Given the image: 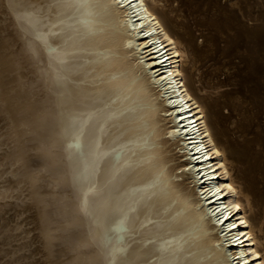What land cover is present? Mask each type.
Here are the masks:
<instances>
[{
	"label": "bare ground",
	"instance_id": "bare-ground-1",
	"mask_svg": "<svg viewBox=\"0 0 264 264\" xmlns=\"http://www.w3.org/2000/svg\"><path fill=\"white\" fill-rule=\"evenodd\" d=\"M158 2L0 0V29L11 33L10 39L0 33V111L9 122L15 121L17 129L24 120L18 118L22 108L36 104V98L17 103L15 96H7L8 89L11 93L18 83L15 87L9 84L8 74L14 66L1 53L9 42L21 43L31 66L30 94L41 95V116L39 112L36 116L41 117L40 132L47 141L43 145L57 149L51 154L53 160L57 152L62 157L67 181L66 185L59 183L72 189L63 196L69 197L77 214L68 224L62 223L59 211L49 208L57 197L51 202L40 196L52 205L39 202L35 214L38 233L33 235L37 226H29L34 217L27 212L29 207L14 210L12 215L4 207L9 206L7 197L18 192V180L28 177V170L34 172L28 177L32 187L39 188L42 182L51 186L50 180L46 185L47 178H36L44 161L37 159L38 163L32 157L35 165H42L31 170L25 167V175L20 174L23 168L17 169L21 178L16 184L15 172L10 184V179H0V221L13 218L7 235L13 242L8 240L14 253L9 260L12 264H33L39 245L55 248L54 255L61 252L62 240L54 239L64 238L62 230L70 225L75 229L73 238L63 241L66 251L74 254L61 264H264V211L257 212V221L255 211L254 217L247 212L264 199V178L256 179L253 166L239 168L236 175L232 172L226 148L216 139L203 104L188 86L190 77L183 67L192 68L194 60L190 61L181 40L155 12ZM32 131L27 133L31 136ZM23 151L20 154L25 158L28 150ZM24 158L21 161L29 164L31 158ZM19 163L18 167L24 164ZM6 172L12 176L8 168ZM70 240L78 244L71 245ZM58 245L62 246L59 250ZM41 254L48 259L47 253ZM54 261L58 263L57 255Z\"/></svg>",
	"mask_w": 264,
	"mask_h": 264
},
{
	"label": "rangeland",
	"instance_id": "rangeland-1",
	"mask_svg": "<svg viewBox=\"0 0 264 264\" xmlns=\"http://www.w3.org/2000/svg\"><path fill=\"white\" fill-rule=\"evenodd\" d=\"M158 3H159L158 5H155V9H154L155 12L161 17L165 26H167L170 29V31L181 40L182 47L185 50L186 54H188V58L190 59V61L194 60V66L192 68H189V66L183 67L184 72L186 73L187 77L188 76L190 77L188 80V86L195 93V95L197 96L199 101L203 104L204 109H205V113H206L207 122H208L213 134L215 135L216 139L221 144H223V146L226 148L228 156L232 160V162H231V166L233 165L232 172H234V175H236L239 168H242L244 166H253V168L255 169L253 174L256 177V179L258 180V179L264 178V0H159ZM162 7L165 8V12H162V10H161ZM240 31H242V32H240ZM0 33L2 35L5 33V35H7L9 37V39L11 38L10 37L11 33L9 32L8 29H7V31L5 29V32L1 31V29H0ZM23 45L24 44H21V43L17 44L14 42H12V43L9 42V44L5 45L6 47H4L5 53H1L3 58H6V59L10 58L12 60L11 63L14 66V68L12 66L13 69L8 74V75H10V77L8 76V78H11V80L9 79L10 80L9 84L11 83V87H15L18 83V85L16 86L17 89L14 88L13 89L14 91H11V93H9V89H8V95L7 96H13V97L15 96L14 99L17 100V103L26 102V101L30 102V99L36 98L35 99L36 104L26 105L25 107L22 108V110H21L22 113L18 114V115H21L18 117L20 120H23V119L25 120V121L23 120L24 123L22 122V126L24 127V125L25 126L30 125L31 127L26 126L25 128H22V126H21V127H17V129L14 128L13 122H15V121L12 120V122L11 121L9 122V120H8L9 118L8 119L6 118L8 116L5 113L3 114V111H0V135H1V133L4 134V135L2 134V136H1L3 139L0 137V140H2L4 142V144L7 145V146L3 145L2 144L3 142L1 141L2 143L0 144V155H1L0 161L4 162L5 167H3V163L1 162L0 164H2V165H0V169L1 170L4 169L3 171H5L6 175L8 174V172H6L7 168L9 171H12V172H9V173H12V176L10 174V175H7L8 177L6 178L5 173L0 170V179H10V180H8L9 181L8 184H10L12 181H15V179L17 178L16 181L14 182L16 184L18 178L20 179L21 175L23 173H24V175L26 174V172H25L26 170L34 169L35 166L41 160L44 161V163H42L43 161H41V163L44 166L41 167V165H42L41 163L37 165L38 167L40 166L42 169H44V168L45 169L42 171V173H41V170H42L41 169L40 172H38L39 177L37 176L36 178L37 179L42 178L43 180L45 178H47V180L45 179L47 181V182L45 181V183H47L46 185H48V180H50L51 183L49 182V184H51L52 187L48 186V188H47V186H45V184H43L44 182L41 183L42 185L39 188H38V186L36 189L34 186L32 187L31 186L32 183L30 182L31 180L28 177L31 176L34 172H33V170H31V171L28 170L27 174H26V176L28 175V177H22L23 178L22 182H20L21 179L18 180L19 181L18 183H20L19 186L17 184L18 187H16V189L17 188L19 189V190H17L18 192L15 191V193H13V196H11L9 198L7 197V200L9 201V203H8L9 206L7 205L8 207L7 206L4 207V208H7V214L9 213V215H12L14 210L16 211L17 209L21 210L22 208L25 209V208L29 207L30 210H28L27 212L31 213V215L34 216L32 219V223L29 226L33 227V228L37 226V228L32 229V234L36 235L38 233V230L36 231V229H38V225L36 224V223H38V220H36V218H35V214H36V210H37L36 207L41 206L42 204L47 206V204H50L51 202H53L52 201L53 197L54 198L57 197V198H55V200L53 199L54 200L53 205L50 204V205H52V207H49L50 205L47 207L53 208V209H56L57 211H59V213H60L59 218H61V219L63 218L61 221L62 223L65 222V224H68L67 222L71 221V219L74 218L77 214L75 213V208H73V206H72L74 204H72L68 200L69 197L65 196V195L63 196V192L68 193L72 189L70 190V188L67 186L66 187L69 189H65V187L62 184H60V183H63L64 185H66V181H67L65 179L66 172L63 169L64 167L62 164H60V163H62V157L59 156L60 154H58V152H57V154L54 155L55 157L53 156L54 157V160H53L51 154H53V152H55L57 149L55 150L54 147H51L52 149H54L52 151L50 146H46V147H49L51 149V150L49 149V152H48V149L45 147V145H43L44 143L46 144L47 141H46L43 133H41L42 131L40 128L41 127L40 126L41 125V119H40L41 117H39V116H41V111H42V107H41V101L42 100L40 97L41 95L40 96L36 95V97H35V95L31 96V94H30V89H29V85H28L30 74H28V72H29V69L31 66H30V64H28V62H26L28 59H26L27 58L26 50L24 49L25 45L24 46ZM15 49H17V50H15ZM21 50H22L23 54H22ZM17 53L22 54V55L20 54L21 58ZM16 55L19 58H17ZM23 55H24V57H23ZM19 60H21V61L19 62ZM17 74H18V76H16ZM19 75H20V77H19ZM16 79H18V80H16ZM27 79H28V81H27ZM21 81H22V83H21ZM13 83H15V84H13ZM12 92L14 95L12 94ZM28 92H29V94H28ZM17 96H18V98H17ZM18 100H19V102H18ZM37 100H40V101H37ZM38 112L40 113V115L38 114ZM36 115H39V116H36ZM20 117H22V119ZM35 117H36V119H35ZM16 118H17V116L15 117V119ZM5 119L7 122L5 121ZM19 119H16V121L17 122L20 121ZM32 119H34L35 121ZM36 120H37V122H36ZM10 123L11 124L13 123L12 126L10 125ZM4 127H6V128L4 129ZM7 128H11V129L14 128L15 130L11 131V129H10V131H9V129H7ZM26 128H28L29 130ZM30 128H34V129H32L33 131L38 129V132L36 130L37 134L35 131L33 132ZM20 129H21V131H20ZM24 129H25V131H24ZM6 130H7L9 135L5 134V133H7V132H4ZM14 131H16V132H14ZM18 131H20V132H18ZM29 131H32L31 136H30L31 133ZM25 132L26 133L28 132L30 134H28V133L25 134ZM10 134L13 135L11 137L13 139H15V141H17V143L13 140L12 141L10 140L11 142L9 143L8 140H9V138L11 139V137H9ZM15 135H16V138H14ZM21 135L23 136L24 139L21 138ZM26 135H27V138H26ZM18 137H20V139H22V141H20V139H17ZM34 137H36V139H35L36 141H34ZM6 138H8V139H6ZM41 138H43V139H41ZM4 140H6V141H4ZM18 140L20 141V143L22 142L21 145L18 142ZM23 140H25V141H23ZM37 140L41 141V142L40 141L38 142V145H37ZM26 141H27V143H26ZM6 142H8V143H6ZM11 143L13 146H15L14 148L16 149V152H15V149H13V146L9 145ZM23 143L25 145L26 144H30V145H26V146L24 145V147H21V146H23ZM16 144H17V146H16ZM1 145H2V148H3V146H6L7 150L8 149L10 150L12 148L10 150V152L12 154L11 153L8 154L7 152H3L5 147L2 149ZM18 145L22 149L24 148L23 150H25V151L28 150L27 151L28 153H26L25 158L23 155L20 154V152L22 153L23 150L21 149V151H20V147ZM31 145H32V147H30V148H31V150L34 149V151L29 150L30 148H28V147ZM40 145H41V147H40ZM10 146H12V147L9 148ZM37 146H39L40 148ZM35 148H37V149H35ZM42 149L44 151L43 153L41 151ZM45 149H47L46 150L47 152H45ZM7 150L5 149L4 151H7ZM17 150H19V153ZM36 150H37V152H36ZM25 151H23V152H25ZM1 152H2V154H1ZM13 152L16 153L14 155L16 158L13 156ZM38 152L43 154V159H42L41 155L38 154ZM3 153L5 155H3ZM33 153H34V155H31V157H29V158H31L30 160L32 162L29 160V162H27L29 164H26V161H24V160L21 161L23 158L24 159L27 158L26 160L28 161V159H29L28 156H30L28 154H33ZM6 154L9 155V157H11V156H13V157H11V158H9L8 156L6 157ZM10 154H11V156H10ZM46 154L51 155V156L49 157ZM17 155H19L18 159H17ZM3 156H5L7 159L6 158L3 159L4 158ZM38 156L40 158H38ZM20 157H23V158L21 159ZM32 157L36 162H38L36 165H35L36 162L33 161ZM13 158L17 159V160L13 161L14 160ZM2 159L7 160V161H3ZM37 159H39V160L41 159V160L38 161ZM44 159H47L49 162L47 160H44ZM8 160H9V162H11V164H13L12 166L10 165ZM18 161L21 163L24 162V164H21L23 166L19 165V167H18L17 166L19 163ZM15 162H17V164ZM45 162H47V163H45ZM6 163L8 165H10V167H12V168L9 169L10 167L6 166L5 165ZM25 164H26V166H25ZM30 164H32L33 166ZM45 164H46V166H45ZM29 165L32 166V168L29 167ZM13 166L14 167L17 166V167L14 168ZM27 166H28V169L25 168ZM51 167H56L57 169L51 168ZM60 167H61V169H59ZM19 168L21 170L23 168L22 172L20 171L21 173L19 172V170H20ZM17 169H19V170H17ZM61 170H62V172H60ZM14 172L20 173L21 175L18 174V176H17V173H16L15 174L16 177L14 176L15 179L12 178L13 179L12 180L11 177H13ZM29 172H32L31 175ZM44 173H45V176L46 175H48V176L45 177ZM62 173H64V174H62ZM57 175L59 178L57 177ZM50 177H51V179H48ZM54 177H55V179H54ZM26 178H27V181H26ZM56 178H58V179H56ZM63 178L65 179V181L63 180ZM37 179L35 180V182L38 181ZM52 180H54V182ZM25 181L27 183H25ZM40 182L38 181L37 184H39ZM245 183H246L245 181H242V184H245ZM24 184H25V187H24ZM20 185L22 187H20ZM260 185H261L260 183L259 184L255 183L256 187H258V186L260 187ZM62 186L64 189H62ZM26 187L30 188L29 192H28V188H26ZM42 188L43 189L45 188L46 190L44 189L45 191L42 192ZM51 188L54 189V191ZM48 189H50V191L53 192L52 198L49 195L51 193ZM47 190L49 191L48 194H46V192H48ZM66 190H67V192H66ZM20 193L23 196H21ZM26 193H28V194H26ZM29 193H31V194H29ZM71 193H72V191H71ZM16 194H18V195H16ZM27 195H28V197H27ZM30 195H31V197H30ZM42 195L43 196L45 195L44 196L45 198H43ZM40 196H41L42 200H45L46 198H48V199L50 198L49 200H51V202L48 203V201H47V203H46V201L45 202L42 201L40 199ZM58 196H59V198H58ZM37 197H39V198H37ZM25 198L26 199L29 198V199L25 200ZM66 198H67V200H66ZM37 199H38V202H37ZM61 199L63 201L65 200L67 202L64 201L65 202L64 203ZM15 202H16V204H15ZM39 202L41 203V205ZM66 208H68V209H66ZM33 209H35V211ZM247 209H248V207H247ZM73 211H74V213H73ZM254 211L256 212L255 216H256V221H257V218H258L257 212L264 211V199L258 200V204L255 205L251 211L249 209L247 210V212L252 217H254V215H253ZM61 213H63V214H61ZM65 214H67V217ZM8 220H10L11 222L9 223ZM12 220H13V218L10 217L6 221L4 220L3 223L0 221V231L3 232V233L0 232V260H1L0 263L1 264H12L9 260H10V258L13 257L14 253L12 252L13 250H10L9 246H11V243H13V242H11L10 239L7 237L8 233H11L12 228H13V221ZM35 221H37V222H35ZM3 225H4V227H2ZM67 226H69V225H67ZM69 227H71V228H68L67 230L66 229L62 230V232L64 231L63 232L64 238H62L63 236H58L57 238H59V239H57L54 235V237H55L54 240H56L57 242H59V240H62L61 243L59 242V245H62L63 248L66 247V245H67L63 241V239H65V238L68 239V237H69V239H72L73 238L72 236L74 235L73 231L75 229L74 228H73L74 230L72 229V227H74V226L70 225ZM9 230H10V232H9ZM4 236H6V237H4ZM60 237H61V239H60ZM4 239H6V241H7L6 243H4L5 242ZM8 240L11 243L10 242L8 243ZM261 241L264 242V239H261ZM2 244H4V245H2ZM70 244L71 245H75V244L77 245L78 242L77 241L71 242V240H70ZM59 245L56 246L57 250L62 248V246L60 247ZM39 246H42V245H39ZM39 246H37V251L34 254L33 264H42L45 261H47L45 264H53V263H55L54 259L56 258V255H57V261L56 262H58V263H55V264H59V263L61 264L66 260V258H67L66 256H70V254L73 253V252H69L70 251L69 249L67 252L66 248H64L66 251V253H64L65 251L63 252V248H62L61 252L56 251L55 255H54L55 248L50 250L49 248H45V247L41 248ZM38 247L41 248L42 251H40V249H38ZM5 251H6V253H5ZM3 252L7 256H5V254ZM8 252L10 254L11 253L12 254L10 255V254H8ZM42 252L45 254L47 253L45 255V257H46V259L48 257L49 261H48V259L45 260V258H43L44 254L42 255L41 254ZM48 252H49V254H48ZM62 252L65 255L62 254ZM57 253L58 254L61 253L62 256L58 255ZM2 254H4V255H2ZM4 256H5V258H4ZM6 257H8V258H6ZM52 257H53V259H52ZM62 257H63V259H62ZM37 258H38V260H40L38 263H36L38 261ZM43 259H44V262H42ZM34 260H37V261H34ZM5 261H7V263ZM48 262H50V263H48Z\"/></svg>",
	"mask_w": 264,
	"mask_h": 264
}]
</instances>
